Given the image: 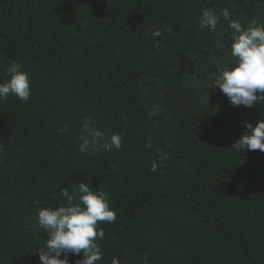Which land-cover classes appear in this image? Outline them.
<instances>
[{
  "label": "trees",
  "instance_id": "trees-1",
  "mask_svg": "<svg viewBox=\"0 0 264 264\" xmlns=\"http://www.w3.org/2000/svg\"><path fill=\"white\" fill-rule=\"evenodd\" d=\"M206 9L215 30L200 28ZM224 9L264 25V0H0V83L12 62L31 80L27 102H0V264H41L34 202L62 206L80 181L117 214L98 223L96 264H264V152L233 148L264 103L212 89L235 64ZM89 116L119 150L79 151Z\"/></svg>",
  "mask_w": 264,
  "mask_h": 264
},
{
  "label": "clouds",
  "instance_id": "clouds-1",
  "mask_svg": "<svg viewBox=\"0 0 264 264\" xmlns=\"http://www.w3.org/2000/svg\"><path fill=\"white\" fill-rule=\"evenodd\" d=\"M200 28L215 30L218 17L213 10H204ZM223 17L229 20V27L234 30L232 35L231 55L235 58L234 66L226 70L213 73L212 89L217 87L229 99L231 106L252 107L264 103V25L255 22L247 29L237 20L230 19L227 9L223 10ZM163 32L171 33V27L155 28L151 36L155 39ZM159 46V41H156ZM8 79L0 83V102L10 95L27 102L31 96L30 74L24 71L22 65L12 62L7 68ZM82 125L83 135L79 151L87 153L89 150L99 151L101 148L108 151L112 148L119 150L122 147L123 136L113 133L110 137L91 125L92 117H86ZM246 131L238 139L233 148L241 150H260L264 152V119L259 120L253 127L246 123ZM3 142H0L2 145ZM147 147L151 148L149 138ZM2 155V152H0ZM162 164L168 159L167 153H158ZM156 162L152 171H156ZM60 196L65 201L58 207H40L37 200L34 203L38 208L33 217L38 226L47 234L44 249L39 251L41 264H69L68 256L80 255L83 259L77 264H96L102 260L103 253L98 239L104 238L103 229H98L99 222L115 223L117 214L110 208L109 196L103 191L94 190L88 183L80 181L60 190ZM112 264H119L118 258H113ZM144 264H147L145 259Z\"/></svg>",
  "mask_w": 264,
  "mask_h": 264
}]
</instances>
